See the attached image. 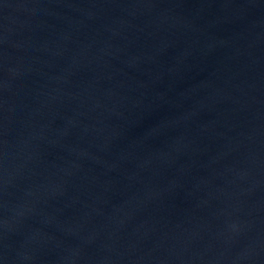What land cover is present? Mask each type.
<instances>
[{
	"label": "water",
	"instance_id": "obj_1",
	"mask_svg": "<svg viewBox=\"0 0 264 264\" xmlns=\"http://www.w3.org/2000/svg\"><path fill=\"white\" fill-rule=\"evenodd\" d=\"M0 264H264V0H0Z\"/></svg>",
	"mask_w": 264,
	"mask_h": 264
}]
</instances>
